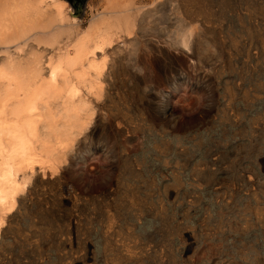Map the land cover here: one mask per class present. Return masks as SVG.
Returning a JSON list of instances; mask_svg holds the SVG:
<instances>
[{
    "label": "rangeland",
    "instance_id": "1",
    "mask_svg": "<svg viewBox=\"0 0 264 264\" xmlns=\"http://www.w3.org/2000/svg\"><path fill=\"white\" fill-rule=\"evenodd\" d=\"M201 2L193 63L168 52L105 88L0 219V264H264V0Z\"/></svg>",
    "mask_w": 264,
    "mask_h": 264
},
{
    "label": "bare ground",
    "instance_id": "2",
    "mask_svg": "<svg viewBox=\"0 0 264 264\" xmlns=\"http://www.w3.org/2000/svg\"><path fill=\"white\" fill-rule=\"evenodd\" d=\"M201 1L88 0L85 23L65 0H0V219L37 167L57 168L112 81L140 83L168 52L193 63ZM164 25L174 26L169 40L158 36Z\"/></svg>",
    "mask_w": 264,
    "mask_h": 264
},
{
    "label": "water",
    "instance_id": "3",
    "mask_svg": "<svg viewBox=\"0 0 264 264\" xmlns=\"http://www.w3.org/2000/svg\"><path fill=\"white\" fill-rule=\"evenodd\" d=\"M77 1H78V0H70L72 6H73L74 8H76V10H77L78 12H80V7L76 5V2H77Z\"/></svg>",
    "mask_w": 264,
    "mask_h": 264
}]
</instances>
